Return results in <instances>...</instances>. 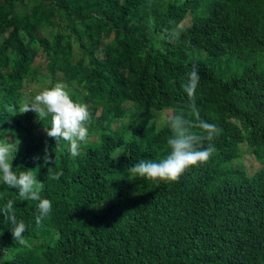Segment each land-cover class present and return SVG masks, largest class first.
<instances>
[{
    "label": "trees",
    "instance_id": "obj_1",
    "mask_svg": "<svg viewBox=\"0 0 264 264\" xmlns=\"http://www.w3.org/2000/svg\"><path fill=\"white\" fill-rule=\"evenodd\" d=\"M263 62L264 0H0V138L19 141L14 171L35 169L52 202L37 225L38 202L0 182V210L13 200L27 226L18 241L0 214V264H264ZM193 66L216 152L176 182L130 177L167 154L165 121L187 113ZM42 79L90 110L75 157L42 135L51 117L23 112L22 90Z\"/></svg>",
    "mask_w": 264,
    "mask_h": 264
},
{
    "label": "clouds",
    "instance_id": "obj_2",
    "mask_svg": "<svg viewBox=\"0 0 264 264\" xmlns=\"http://www.w3.org/2000/svg\"><path fill=\"white\" fill-rule=\"evenodd\" d=\"M179 36V32L170 33V42H177ZM200 79L198 68L193 66L187 73V82L183 86L190 100L187 113L174 109L166 118L165 123L171 133L166 140L167 154L158 161L138 160L127 169L130 177L176 182L189 167L208 162L216 152L212 141L221 133V129L200 118L196 106V90ZM28 111L34 112L39 120L51 117V126L46 128L47 136L54 139L56 145L61 141L65 142L73 157L79 155L80 144L88 140L91 113L86 104L76 102L70 97L64 84L56 83L39 92L25 105L23 112ZM18 144L19 141L13 143L0 138V182L10 189H15L22 200L38 202L35 222L40 225L51 213L52 202L42 198L44 183L37 180L35 169L14 171L12 161ZM44 160L45 163L49 162L47 154ZM60 175L62 173H58L52 179H58ZM14 204L13 200H8L0 214L13 225L12 236L22 242L27 226L23 220H17Z\"/></svg>",
    "mask_w": 264,
    "mask_h": 264
},
{
    "label": "rangeland",
    "instance_id": "obj_3",
    "mask_svg": "<svg viewBox=\"0 0 264 264\" xmlns=\"http://www.w3.org/2000/svg\"><path fill=\"white\" fill-rule=\"evenodd\" d=\"M189 23V17L187 16L181 21V26H184ZM74 45V43H73ZM264 63V62H263ZM262 63V64H263ZM48 79H42L38 83H31L28 84L23 90V94L28 97L34 99L35 95H37L39 92H41L44 89V83H47ZM170 111L168 108H163L162 111H153V117H154V122L156 125L160 128H163L165 118L170 114ZM138 113H133L131 115H126L121 118H116L115 121L113 122V125H119L121 127L122 125H125L129 122V120L132 118L133 120L136 119ZM37 131L36 133H38ZM41 132V131H40ZM42 133V132H41ZM43 136L48 138L46 131L42 133ZM55 141V140H54ZM62 141L59 143L61 144ZM123 148V145L119 148L121 150ZM256 162H254L252 159L244 158L243 161V166L247 168L248 166H252V169H256L258 166Z\"/></svg>",
    "mask_w": 264,
    "mask_h": 264
}]
</instances>
